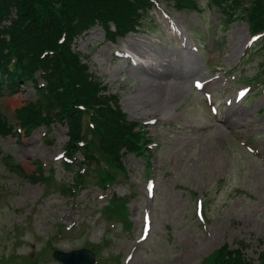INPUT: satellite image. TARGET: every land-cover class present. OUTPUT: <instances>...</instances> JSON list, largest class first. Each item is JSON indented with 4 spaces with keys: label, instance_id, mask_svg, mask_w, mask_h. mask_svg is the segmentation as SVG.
<instances>
[{
    "label": "rangeland",
    "instance_id": "374dc122",
    "mask_svg": "<svg viewBox=\"0 0 264 264\" xmlns=\"http://www.w3.org/2000/svg\"><path fill=\"white\" fill-rule=\"evenodd\" d=\"M200 1L197 11L158 0L144 29L110 42L95 26L75 40L76 50L89 54L83 60L89 70L119 95L128 119L147 126L154 140L149 164L126 155L127 180L104 192L90 181L70 199L57 190L44 196L40 182L0 163L1 261L29 264L31 255L37 264H61L54 250L98 243L102 264H117L115 257L119 264H197L224 243L236 248L239 242L247 258L257 259L264 249V88L246 79L263 78L257 63L263 67L264 50L261 37L250 41L245 21L225 25L218 10ZM127 51L137 64L127 61ZM194 80L206 83L198 90ZM160 81L181 86L158 99L149 85ZM240 89L247 93L238 98ZM34 96L22 82L0 96V111L12 118ZM67 138L66 125L55 121L31 135L0 137V153L11 154L28 174L40 160L56 182L69 180L73 171L58 157ZM113 194L129 196L127 230L103 212Z\"/></svg>",
    "mask_w": 264,
    "mask_h": 264
},
{
    "label": "trees",
    "instance_id": "16d2710c",
    "mask_svg": "<svg viewBox=\"0 0 264 264\" xmlns=\"http://www.w3.org/2000/svg\"><path fill=\"white\" fill-rule=\"evenodd\" d=\"M168 1L177 10H201L200 0ZM206 4L219 11L225 25L243 20L251 34L264 38V0H206ZM153 6V0H0V96L5 90L15 93L22 82L32 84L35 91L34 99L16 108L12 118L0 111V136L20 135L21 131L30 135L37 127L48 128L59 121L67 126L66 155L73 160L81 153L83 158L77 161L72 180L61 182H56L53 169L45 174L39 161L35 171L28 174L11 154L2 152L0 163L7 170L32 183L54 186L65 197H74L90 176L101 189L121 176L127 178L123 162L127 154L150 155L148 131L140 122L127 118L119 95L110 92L89 70L83 61L89 54L80 53L73 42L95 25L103 28L110 41L144 29ZM260 49L264 50V43ZM261 74L264 81V63ZM45 140L52 142L49 136ZM62 163L67 171L74 167ZM127 199L115 194L103 210L125 229L131 226ZM243 245L230 248L224 243L198 264H264V250L254 263L243 255ZM101 248L98 243L93 251L97 254ZM27 262L37 264L35 259L28 258ZM0 264L5 263L0 260Z\"/></svg>",
    "mask_w": 264,
    "mask_h": 264
},
{
    "label": "water",
    "instance_id": "95a60500",
    "mask_svg": "<svg viewBox=\"0 0 264 264\" xmlns=\"http://www.w3.org/2000/svg\"><path fill=\"white\" fill-rule=\"evenodd\" d=\"M54 258L60 260L63 264H93L94 254L91 250L80 248L63 252L56 250L53 253Z\"/></svg>",
    "mask_w": 264,
    "mask_h": 264
},
{
    "label": "bare ground",
    "instance_id": "6f19581e",
    "mask_svg": "<svg viewBox=\"0 0 264 264\" xmlns=\"http://www.w3.org/2000/svg\"><path fill=\"white\" fill-rule=\"evenodd\" d=\"M90 33H94V30L90 31ZM180 86H179V82H176L175 84H166L165 82H161V81L157 82V83H151L149 85V87L151 88L150 90L155 92L158 99L165 97V95H166L165 90L166 89H170V88H176L177 89Z\"/></svg>",
    "mask_w": 264,
    "mask_h": 264
},
{
    "label": "snow or ice",
    "instance_id": "6c2138e0",
    "mask_svg": "<svg viewBox=\"0 0 264 264\" xmlns=\"http://www.w3.org/2000/svg\"><path fill=\"white\" fill-rule=\"evenodd\" d=\"M197 87H200V84L197 82V85H196Z\"/></svg>",
    "mask_w": 264,
    "mask_h": 264
}]
</instances>
